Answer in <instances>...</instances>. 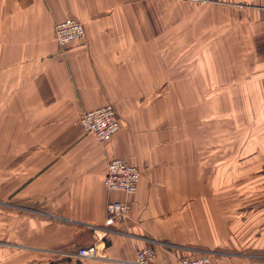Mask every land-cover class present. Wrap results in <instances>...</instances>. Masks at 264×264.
Returning <instances> with one entry per match:
<instances>
[{
    "label": "crops",
    "instance_id": "0c3cea01",
    "mask_svg": "<svg viewBox=\"0 0 264 264\" xmlns=\"http://www.w3.org/2000/svg\"><path fill=\"white\" fill-rule=\"evenodd\" d=\"M75 19L82 44L61 50ZM112 104L121 132L81 127ZM141 171L110 194L108 164ZM122 234L78 262L109 201ZM264 264V0H0V264Z\"/></svg>",
    "mask_w": 264,
    "mask_h": 264
},
{
    "label": "built area",
    "instance_id": "2783aa9c",
    "mask_svg": "<svg viewBox=\"0 0 264 264\" xmlns=\"http://www.w3.org/2000/svg\"><path fill=\"white\" fill-rule=\"evenodd\" d=\"M86 38L85 26L75 20L68 19L55 27V39L63 51L82 44ZM81 127L84 132L95 138L100 144L111 142L122 130V123L114 105L108 104L90 111L81 117ZM141 178V171L126 160H111L107 168L105 186L110 194L121 193L133 196L137 193ZM131 206L128 202L111 200L107 206V218L104 225H90L94 243L80 248L75 258L80 262L95 261L101 258L105 249V240L112 234H122L117 226L129 217ZM180 264H212V257L216 255L210 251L185 250ZM133 264H157V255L151 245L137 248Z\"/></svg>",
    "mask_w": 264,
    "mask_h": 264
},
{
    "label": "rangeland",
    "instance_id": "374dc122",
    "mask_svg": "<svg viewBox=\"0 0 264 264\" xmlns=\"http://www.w3.org/2000/svg\"><path fill=\"white\" fill-rule=\"evenodd\" d=\"M214 253H216V255H214V256L212 257V260H213L214 257L218 256V253H217V252H214Z\"/></svg>",
    "mask_w": 264,
    "mask_h": 264
},
{
    "label": "trees",
    "instance_id": "16d2710c",
    "mask_svg": "<svg viewBox=\"0 0 264 264\" xmlns=\"http://www.w3.org/2000/svg\"><path fill=\"white\" fill-rule=\"evenodd\" d=\"M78 262H80V261H78Z\"/></svg>",
    "mask_w": 264,
    "mask_h": 264
}]
</instances>
